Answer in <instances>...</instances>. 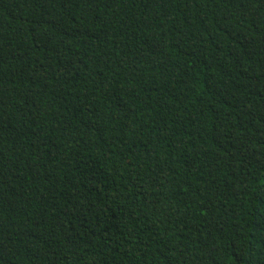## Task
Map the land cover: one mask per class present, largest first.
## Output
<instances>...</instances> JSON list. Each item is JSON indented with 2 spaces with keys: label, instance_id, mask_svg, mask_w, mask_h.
<instances>
[{
  "label": "trees",
  "instance_id": "16d2710c",
  "mask_svg": "<svg viewBox=\"0 0 264 264\" xmlns=\"http://www.w3.org/2000/svg\"><path fill=\"white\" fill-rule=\"evenodd\" d=\"M0 264H264V0H0Z\"/></svg>",
  "mask_w": 264,
  "mask_h": 264
}]
</instances>
